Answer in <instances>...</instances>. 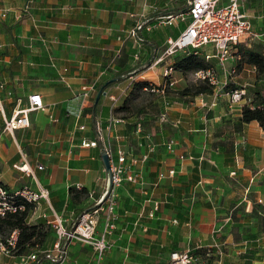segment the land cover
I'll return each mask as SVG.
<instances>
[{"label":"crops","instance_id":"1","mask_svg":"<svg viewBox=\"0 0 264 264\" xmlns=\"http://www.w3.org/2000/svg\"><path fill=\"white\" fill-rule=\"evenodd\" d=\"M28 1L0 0V7L16 9ZM30 5V13L21 19L12 14L0 19V82L5 84L0 89V181L14 190L30 187V180L39 192L42 188L48 192L28 221H46L43 214L49 217L54 209L71 227L78 212L89 209L104 191V147L121 144L140 154L151 140L154 149L138 166L140 178L125 180L118 189L116 228L107 241L111 249L127 256L123 263L168 264L172 250H190L193 264H264V213L257 208L251 215L254 203L264 207V131L256 120L232 131L233 155L214 144L228 134L223 120L238 117L245 99L235 106L222 105L215 88L213 94L195 96L194 105L182 101L170 105L168 120L159 131L154 130L156 120L149 131L141 118L136 133L134 117L124 118L111 130L106 127L110 115L123 118L114 110L143 72L152 69L153 76L145 79L158 84L166 65L184 53L176 51L158 60L167 39L176 38L186 26H179L180 19L159 23L158 18L184 11L186 0H31ZM242 9L254 31L264 30V0H244ZM136 24L141 28L132 37ZM255 41L250 47L264 52L263 43ZM204 51L211 53L212 48ZM207 61L218 69L216 57ZM221 64L224 78H218L223 85L228 83L226 77L248 78L227 95L259 82L256 67L242 58ZM110 78L116 81L103 88L105 94L96 103L98 87ZM123 89L126 92L112 109L108 94ZM31 92L41 94L44 107L33 111L27 128L3 131L4 115H11L16 102L27 101ZM97 122L103 128L102 138ZM171 137L177 141L173 152L163 144ZM82 140H96L97 145L86 147ZM15 164L27 165L30 171ZM171 168L173 175L167 173ZM161 170L165 176L158 179ZM155 202L158 208L150 216ZM98 224L101 230L102 215ZM55 239L51 228L45 248ZM250 251L252 258L246 256ZM0 264L17 260L0 256Z\"/></svg>","mask_w":264,"mask_h":264},{"label":"built area","instance_id":"2","mask_svg":"<svg viewBox=\"0 0 264 264\" xmlns=\"http://www.w3.org/2000/svg\"><path fill=\"white\" fill-rule=\"evenodd\" d=\"M244 0H186L188 7L181 12L165 15L158 18L159 23H171L175 20H186V26L179 33L176 38H168L167 45L164 48L161 57L173 54L176 51L192 52L194 54H201L205 59L216 57L220 63L227 62V60L241 59L239 48L242 46L250 47L256 40H260L264 45V30L256 32L252 29L247 14L242 9V3ZM29 0L22 7L9 8L0 7V19L6 18L12 14L15 19H21L30 13ZM140 27V24H136L130 31L132 37H136V30ZM1 45V44H0ZM206 47L212 48L211 53L204 51ZM255 69V66H252ZM233 71V70H232ZM195 78L200 80H207L214 85V89L224 84L218 78L216 69L213 66L206 68H198L193 72ZM165 83L162 84L161 89L151 87L153 91H157L163 101V108L156 118L155 131H159L162 124L168 120V109L171 105L170 100L167 99L165 87H170L175 84L176 79L173 77V67L171 64H167L163 72ZM4 83L0 82V89L4 88ZM147 89V86L143 87ZM84 94H88L89 89L82 88ZM149 89V90H150ZM126 92L123 89L120 94H108L111 100V108L116 107L121 97ZM246 87L241 86L228 92V97L231 102H239L246 99ZM27 101H17L11 115L8 117L4 115V122L2 130L8 133H13L15 129L27 128L30 126L29 113L44 107L42 97L39 92H31L27 96ZM118 102V103H117ZM0 101V110L1 109ZM124 118L110 115L107 120V129L111 130L115 127L117 122H123ZM136 133L140 129V123H136ZM97 132L99 138L103 137L102 125L100 122L96 123ZM150 137V136H149ZM84 146H96V140H82ZM166 150L173 152L177 141L171 137L163 143ZM154 149L153 141L149 140L146 144L144 152L135 154L129 149L123 147L121 144L112 147L107 145L103 149V153H106L109 158L111 173H112V185L104 199L103 203L92 209H86L83 211L74 221L71 227L65 226L64 218L58 214L54 209L51 210V216H47L45 213L43 216L46 218V222L54 230L56 234V241L54 247L58 250L57 254L49 252V250L43 249L45 258L49 261L40 260L36 251L29 252L27 254L14 255L11 251V247H14L16 242V231L13 230L5 240L0 239V256L15 257L17 264H61L67 257L64 249H60L62 240H78L83 243H88L94 247V249L101 252L109 243L107 238L111 235L116 228V206L119 197V186L125 181L135 182L140 178L139 164L145 162L150 152ZM184 155H180L183 157ZM189 157H192L189 155ZM202 160V157L199 158ZM15 166L21 171L29 172V169L24 170L21 166ZM24 166V165H23ZM43 166L38 164V168ZM169 175H173L174 169L171 168L167 171ZM165 173L161 170L158 173V179H162ZM47 191L40 189L35 191L28 186H23L14 190L8 189L2 183H0V215L6 212H14L16 210H23V202H17L18 197H22L25 200L32 202L34 208L40 203L42 198H46ZM158 208V202H155L152 209L149 212L150 216L154 215V211ZM102 215V227L101 230H97L99 220ZM173 222H177V219L173 218ZM194 256L190 250H172L169 253L168 264H193Z\"/></svg>","mask_w":264,"mask_h":264},{"label":"trees","instance_id":"3","mask_svg":"<svg viewBox=\"0 0 264 264\" xmlns=\"http://www.w3.org/2000/svg\"><path fill=\"white\" fill-rule=\"evenodd\" d=\"M185 7V6H184ZM184 7H181V9H185ZM172 13L166 14L171 15ZM165 16V15H163ZM161 17V16H160ZM141 28H137V31ZM137 31H136V37H137ZM139 37V35H138ZM239 52L241 54V58L248 62L249 64H252L256 67V80L264 81V52L262 49L253 48V47H240ZM208 59H205L203 56L197 55L190 52H184L182 54L176 55L174 57L173 62L171 65L173 68L180 72H188L192 70H196L198 68H206L211 65L210 61H207ZM141 68L139 67L135 71H140ZM126 74L125 76H127ZM125 76H116L117 80L122 79V77ZM116 81L114 78H110L100 84L98 87L99 89L105 88L106 86L110 85ZM226 85H223L222 87ZM144 86H147L149 89L151 87H154L156 89L162 88L161 84H156L154 82H150L146 79L141 80H135L132 84V88L129 92V94L124 98L123 103L115 108V112H124L123 118H129L134 117L137 119L136 122H138L143 115H147V112L145 111L144 107L141 106L137 108L138 112L136 115L133 114V112L130 111V97L135 95L137 91H141ZM166 90L170 89V87H165ZM151 90V89H150ZM153 91V90H151ZM214 91V85L208 82L207 80H198L197 82H194L190 85L184 86L180 89H178L175 93L176 99H179L180 101H184V97L186 96H197L200 94H212ZM253 98L250 103H245L240 108V115L236 118L228 117L225 118L223 128L228 129V134L223 138L219 139L217 141H214V144L220 147H226V151L230 150L232 152L231 155H233L234 151V144H233V138H231L230 133L232 131L239 132L242 129L243 123H247L251 120H256L259 124V126L264 131V95L261 94L258 90L254 92ZM166 94H168L166 92ZM169 97V96H168ZM172 97V96H171ZM134 98V97H133ZM132 98V99H133ZM96 103L98 102L99 98L96 99ZM170 100V99H169ZM156 107L154 108V112H152L154 115H158L162 108H163V101L161 100L159 103H156ZM93 107L91 106L90 110H92ZM130 111V112H129ZM127 112V113H125ZM153 116V115H152ZM140 122V121H139ZM95 127V126H94ZM219 132H224V129H220ZM219 132L217 134H219ZM4 186H6L8 189H10L6 184L0 181ZM11 190V189H10ZM84 193V191H82ZM23 202L24 209L23 210H16L14 212H6L3 215H0V239L5 240L9 234L15 230L16 231V242L14 247H11V251L14 255H21L27 254L32 251H36L38 253V257L40 260L48 261L47 258H45L43 252L41 250L45 249V239L48 237L50 233V225L42 219L37 220L36 222H30L28 221L29 216L34 209V204L32 202H29L25 200L22 197L17 198V202ZM92 204L89 209L93 208ZM258 206V207H257ZM264 213V207L260 204L254 203L251 215H254L257 213L256 211L258 209ZM82 213V211H79L77 214V217ZM192 253V252H191ZM246 256L253 257V252H247ZM246 264H250V262H247Z\"/></svg>","mask_w":264,"mask_h":264},{"label":"rangeland","instance_id":"4","mask_svg":"<svg viewBox=\"0 0 264 264\" xmlns=\"http://www.w3.org/2000/svg\"><path fill=\"white\" fill-rule=\"evenodd\" d=\"M186 22H187L186 20H182L180 22L179 26L183 27L186 24ZM227 61H232V59L227 60ZM235 62L236 63L239 62V59H236ZM217 68L218 69H216V71H217L219 78L223 79L224 78V75H223L224 66L221 63H219ZM235 68H237V65ZM236 73H237V71H234L231 75H235ZM152 74H153V71H152V69H150L146 72H143V74H142L143 77L140 75L139 78H141V79L149 78V77L153 76ZM173 75H174L173 77H175V79H176V82L172 86V88H170L168 90L165 89V92L168 93V94H166V96H167V99H170L171 105H176L178 101L180 102V100L176 99L177 97H175V94H176L175 92L178 89H180L184 86L190 85L194 82H197L200 79L195 78L192 71H188L185 73L180 72V71H178V73L173 72ZM226 78L228 80V83L226 85V89H225V86L224 87L218 86L217 87L218 88L217 89L218 90L217 96L219 98H221V100H222L221 104L222 105L227 104V106H229L228 104H230V106H235V104L236 105L239 104L240 101L234 102V103L231 102L229 100L228 95L226 94V91L232 89L235 86H238L240 83H242L244 81H247L248 78H246V76L244 74H241V76L237 77L236 81H234V79L230 78V77H226ZM146 80L153 82L149 79H146ZM161 83L162 84L165 83V78L163 75H161V79L159 80L158 84H161ZM245 86L247 88L246 99L241 101V102L250 103L252 98H253V95L255 94L254 92L256 90H258L261 94H264V81H259L257 83H254V85L245 84ZM213 92H215V90ZM200 95L205 96L206 94H200ZM199 97H201V96H199ZM130 98H131L130 99V111L133 112L134 115H136L138 112L137 108H139L141 106H145L144 109L147 112V115L142 116V118H145V126L144 127H145V129L151 131L152 127L154 126V123H155L154 120H156V118L158 116V115H154L152 112H154V108L156 107L155 106L156 103H159L162 100L161 95L157 91H151V90H149V88H147V89L143 88L141 91H137L135 93V95L134 96L132 95ZM195 102H196L195 96H186V97H184V101H182V103H184L186 105H194ZM30 113H29V120L32 121V117L34 116L35 113H33V111L31 114ZM125 113H127V112H125ZM123 114H124V112L119 111V112H117L116 115L117 116H123ZM149 117H150V120H149ZM146 118H148V119H146ZM130 143L133 147L135 146L134 142H130ZM42 181L46 183L48 180H47V178H43ZM28 182L30 184V188L37 191L36 190V189H38L37 184L33 181H30V180ZM54 242H53V245H54ZM72 244H74L75 247H73V249L72 248L69 249L68 246H70V245L72 246ZM53 245L52 246L50 245V246H48V248H45V249L49 250V252L57 254L58 250ZM62 245L63 246H61L60 249H64L65 254L69 255V259L65 258V260H63V262L61 264H127V263H123L124 260H128L127 256L124 255V253L118 254L115 251L116 249L113 250L108 245L101 252H99V250H97V249H94V247L92 245H90L88 243H82L81 241H78V240H68V239L62 240ZM119 252H121V251H119Z\"/></svg>","mask_w":264,"mask_h":264},{"label":"water","instance_id":"5","mask_svg":"<svg viewBox=\"0 0 264 264\" xmlns=\"http://www.w3.org/2000/svg\"><path fill=\"white\" fill-rule=\"evenodd\" d=\"M105 94V90L102 88H100L97 92V95H96V99L99 98L100 94ZM101 157H102V161H103V164H104V167H105V171H106V185H105V188H104V191L102 192L101 196H99L98 200L94 203L93 207H97L103 203L104 199L106 198L107 194L109 193V190L111 188V185H112V173H111V169H110V163H109V158L107 156L106 153H102L101 154Z\"/></svg>","mask_w":264,"mask_h":264},{"label":"bare ground","instance_id":"6","mask_svg":"<svg viewBox=\"0 0 264 264\" xmlns=\"http://www.w3.org/2000/svg\"><path fill=\"white\" fill-rule=\"evenodd\" d=\"M21 168H23V169L26 170V169L28 168V166H27V165H25V166L22 165ZM97 200H98V199H97ZM97 200H96V201H97Z\"/></svg>","mask_w":264,"mask_h":264}]
</instances>
